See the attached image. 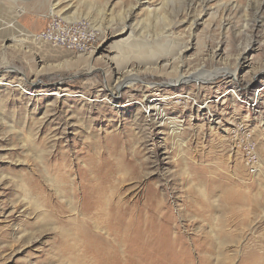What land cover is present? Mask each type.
Masks as SVG:
<instances>
[{
    "label": "rangeland",
    "instance_id": "1",
    "mask_svg": "<svg viewBox=\"0 0 264 264\" xmlns=\"http://www.w3.org/2000/svg\"><path fill=\"white\" fill-rule=\"evenodd\" d=\"M207 1L0 0V82L12 84L0 85V264L89 262L81 257L82 232L99 231L93 216L77 211L80 193L74 195L72 181L81 177L65 171L82 167L94 142L118 148L108 154L113 162L133 152L138 163L157 161L155 171L139 170L132 182H151L155 200L170 209L165 222L183 236L192 264H264V0ZM52 12L66 22L89 23L95 34L90 51L28 38L44 30ZM165 61L168 77L151 72L152 63ZM145 63L146 84L136 78L134 87H123L120 107L102 98L112 84L109 71ZM230 69L242 99L229 94ZM180 74L190 79L170 87V98L175 92L193 96L170 105L180 129L169 134V126L157 123L142 138L136 124L151 122L141 118L137 98L129 102L130 93L151 100L155 86ZM208 77L204 84L196 80ZM18 85L31 88L23 94ZM56 100L57 113L51 112ZM58 124L64 126L50 140ZM237 125L256 144L254 176L232 139Z\"/></svg>",
    "mask_w": 264,
    "mask_h": 264
},
{
    "label": "bare ground",
    "instance_id": "2",
    "mask_svg": "<svg viewBox=\"0 0 264 264\" xmlns=\"http://www.w3.org/2000/svg\"><path fill=\"white\" fill-rule=\"evenodd\" d=\"M208 1L206 3H208ZM64 4V8L67 7L69 9L70 5L68 2ZM59 5H62V3H58L55 7ZM261 6L264 7L263 1ZM194 27H196L195 22L191 24V30ZM27 34L30 40L34 42L40 41L37 39L36 35ZM249 48L242 51L238 59L239 65L240 61L245 60L244 56ZM159 59V63L164 61L162 58ZM165 66H167L166 61L161 66H159L158 62L152 63L151 72L156 74L161 73L163 76L168 77L169 72H167ZM113 69V72L109 71L110 76H112V78L110 77L112 84L109 85L101 95L112 107H120V105H118L120 104L118 98L120 97L121 89L123 87H134L136 78L140 80V82H144L141 79L142 74L144 77L145 72H149V69L146 68V63L143 65L126 64L123 71L116 68ZM225 71L228 76L226 77L228 79L227 83L232 86L229 94L233 93V95L236 94V96L239 97L240 94L237 93L234 87L238 81L236 71L231 69ZM219 72L220 70H217L216 73ZM189 77V75L185 76L180 74L173 81L170 80V78L165 79L164 82L159 83L161 85L155 86V89L153 88V92L149 94V97L152 98L151 100H148V96L145 94H143V96H138L130 93L131 99L129 102L137 98L140 102L138 110L143 114H141V118L149 119L151 122V125H149L150 123H145L144 125L136 124L138 130L137 134L142 136V138H146V136L150 137L152 134L150 128L157 123L163 127L169 126V134H176L178 129H180V125L174 123L170 118V105H181V102L184 101L185 98L188 100L193 96L175 92L173 97L170 98V87L185 86L186 82L190 79ZM196 80H200V83L204 84L212 80V78H197ZM0 85L12 87V84L9 82H0ZM17 87H20L19 89L23 94H26L31 88L30 86L23 88L20 85ZM160 87H164V89ZM139 88L142 89L143 87L139 86ZM182 91H185V88H182ZM42 92H46L42 94H47L55 98L60 97L58 91L52 90L48 92L47 90H42ZM226 95L222 98L226 97ZM75 96L83 97L81 95ZM222 98L220 100H222ZM240 99H242V97ZM57 100L52 103L53 107L51 112H58L56 110ZM255 100L254 97L253 101L255 102ZM133 104L134 102L127 103L126 105L130 106ZM126 105L121 106L126 107ZM202 108H208V105L206 104L205 107H198L199 110L197 111L200 112ZM41 125L39 123L37 127L38 132L41 129ZM62 126L64 125L58 124L55 126L56 133L50 137V140L56 137L57 132L62 129ZM117 150L118 148L115 146L108 144L101 145L94 142L91 145L90 152L85 156L82 162V167L64 170L66 176L81 177L77 183L75 180L72 181L75 185L73 190L74 195L80 193L77 211L82 215H87V217L89 215L93 216L95 219L94 228L99 231L94 235H90L87 230L82 232L86 242L81 257L84 261L89 259V262L85 261L87 264H192L183 236L176 229L170 231L169 225L165 222V218L170 214V209L166 205L155 200L157 195L151 193V182L146 180L143 185L132 182L136 179L138 174H140L139 170L142 171V169H144L146 172L145 174L148 175L155 171L157 169V161L144 158V160L141 159L138 163L135 161V159H137L136 152H133L130 158L124 159L119 156L116 157L118 158L116 162H113L108 158V154L113 155ZM117 174L118 177H115ZM129 181H131V183H129ZM127 194H133L135 199L131 201L126 199ZM141 201H143V203H139ZM139 204H141L142 207H138ZM199 254L200 253H198L197 256ZM199 259L202 260V255H199ZM200 264L203 263L201 262Z\"/></svg>",
    "mask_w": 264,
    "mask_h": 264
},
{
    "label": "built area",
    "instance_id": "3",
    "mask_svg": "<svg viewBox=\"0 0 264 264\" xmlns=\"http://www.w3.org/2000/svg\"><path fill=\"white\" fill-rule=\"evenodd\" d=\"M94 37V31L89 23L85 21L66 22L55 13L48 14L44 30L37 34V39L43 42L76 53H87L90 51ZM236 127L238 128H234L231 133L232 139H234L238 148L242 150L247 173L250 176H254L258 171L256 144L246 127L241 125Z\"/></svg>",
    "mask_w": 264,
    "mask_h": 264
}]
</instances>
